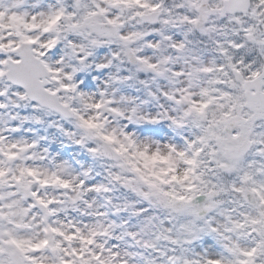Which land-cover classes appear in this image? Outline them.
Instances as JSON below:
<instances>
[{"label": "snow or ice", "instance_id": "obj_1", "mask_svg": "<svg viewBox=\"0 0 264 264\" xmlns=\"http://www.w3.org/2000/svg\"><path fill=\"white\" fill-rule=\"evenodd\" d=\"M0 264H264V0H0Z\"/></svg>", "mask_w": 264, "mask_h": 264}]
</instances>
